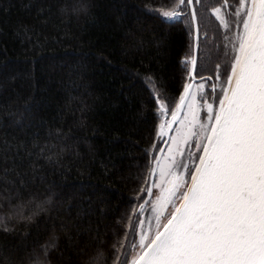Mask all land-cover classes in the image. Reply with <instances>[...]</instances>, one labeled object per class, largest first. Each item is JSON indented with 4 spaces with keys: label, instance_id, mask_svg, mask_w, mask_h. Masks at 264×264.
Instances as JSON below:
<instances>
[{
    "label": "trees",
    "instance_id": "trees-1",
    "mask_svg": "<svg viewBox=\"0 0 264 264\" xmlns=\"http://www.w3.org/2000/svg\"><path fill=\"white\" fill-rule=\"evenodd\" d=\"M177 2L0 0V264L133 254L160 126L190 81L187 4L179 21L157 15ZM203 35L197 76L229 70L223 36Z\"/></svg>",
    "mask_w": 264,
    "mask_h": 264
},
{
    "label": "snow or ice",
    "instance_id": "snow-or-ice-1",
    "mask_svg": "<svg viewBox=\"0 0 264 264\" xmlns=\"http://www.w3.org/2000/svg\"><path fill=\"white\" fill-rule=\"evenodd\" d=\"M218 2L220 6L212 11L227 32L230 26L221 12L227 10L228 0ZM182 6L186 0H178L175 9L157 15L179 21ZM231 14L243 18L232 36L222 37L232 59L219 100L209 102L201 83L197 91L204 105H200L189 82L168 124L171 128L179 119L185 129L183 135L177 130L180 140L187 143L195 138L201 155L193 159L190 147V163L177 165L182 167L179 175L171 168L160 170L162 182L165 176L170 179L164 187L154 185L161 187L155 230L151 237L140 235L138 244L132 245L136 254L125 253L124 264H129L128 257L130 264H264V0H235ZM192 17L195 19V10ZM199 39L197 28L196 48ZM182 63L191 65L189 80H195V56ZM149 82L154 84L151 78ZM211 90L214 93L216 85H211ZM149 91L158 101L161 115L167 116V98L152 87ZM185 107L187 114L178 117ZM201 107L207 114L203 123L199 119ZM160 134L164 135L163 124ZM154 173L155 169L149 175ZM169 204L172 210L161 223ZM137 223L143 225L142 221Z\"/></svg>",
    "mask_w": 264,
    "mask_h": 264
},
{
    "label": "rangeland",
    "instance_id": "rangeland-1",
    "mask_svg": "<svg viewBox=\"0 0 264 264\" xmlns=\"http://www.w3.org/2000/svg\"><path fill=\"white\" fill-rule=\"evenodd\" d=\"M200 24L203 25V20L208 18V14L210 16L211 11L212 10H208V8L204 5L201 4V0H200ZM207 11V12H206ZM207 14H206V13ZM221 15H223V13L221 12ZM214 17L216 18V15L214 14ZM238 23L240 24V21L242 20V16L238 17ZM238 24V25H239ZM237 30V28H236ZM205 35V34H204ZM232 59V53L230 50V60ZM191 66V65H190ZM220 66V64H219ZM230 66H231V61H230ZM203 68V67H202ZM220 68V67H219ZM205 68H203V70L201 71V73H204ZM214 70H217L218 73H215L214 76H212L213 78V84H210L208 82H204V88H203V95L204 93L208 94H213L212 90H211V85H216V91L215 93H220V88L222 86H224V82L226 81V75L224 77V79H221V75L219 74L220 69L217 68V66L215 67ZM230 74V67L228 72ZM217 74L219 76V78H217ZM201 77V76H200ZM191 82V81H189ZM188 82V83H189ZM187 83V84H188ZM201 83H198L195 85L193 92L196 93V99L197 101L200 103V105H202V101L200 99V92L197 91V86L200 85ZM156 93V90H155ZM219 96V98H220ZM211 98V97H210ZM166 101V100H165ZM179 103V100L177 102H175L174 104H168L169 110L171 111V113L175 110V105ZM203 106V105H202ZM215 107V105H214ZM169 113V111H168ZM187 114V112H184L183 117ZM169 115V114H168ZM190 118V116H189ZM199 119L201 121V123H203L206 119H207V114H206V110L203 109V107H201V110L199 112ZM171 122V115L168 119V122H166V124H164V128L168 126V124ZM177 130L180 131V135H183L185 132V129L181 128V124L179 123V125H177L175 132L173 133V135L171 136L169 142H168V146L164 152L163 155H161L162 159L161 162L159 163V166L157 168V174L155 177V181H154V185H160L161 187L166 186V182L168 179H170L169 176H165L164 178V182H162L160 180V170L164 169L165 171H167L169 168L175 170L177 172V175H179L182 172V167H177V165H182L181 161L183 162H187L188 164L190 163V160L188 161L189 158V148L191 147V151L193 153V159H195L196 157H199V155H201V153L199 151L196 150L195 145L197 143L195 138H191L187 143H183L180 140V136H178V132ZM163 138V137H162ZM164 139V138H163ZM176 140L177 142L174 143L173 140ZM199 152V153H198ZM182 153V154H181ZM198 153V154H196ZM195 156V158H194ZM175 161V163H174ZM181 163V164H180ZM161 187H156L154 186L153 190L150 193L149 196V201H148V205L146 206V208L144 209V212L147 211L146 214L142 215L141 221L143 222V225H139V231H138V236H137V244L139 242V238L140 235H148L149 237H151L152 232H154L155 227H156V213L159 211V205L157 203V197L161 195ZM181 191H183V189H181ZM154 206H156V210L154 211ZM172 210L171 205L169 204L167 206V210L163 213V215L161 216V223L165 222L167 219V214ZM149 225H151V231H149ZM136 253L133 250V255H135Z\"/></svg>",
    "mask_w": 264,
    "mask_h": 264
},
{
    "label": "flooded vegetation",
    "instance_id": "flooded-vegetation-1",
    "mask_svg": "<svg viewBox=\"0 0 264 264\" xmlns=\"http://www.w3.org/2000/svg\"><path fill=\"white\" fill-rule=\"evenodd\" d=\"M234 2H235V0H228V8H227V10H222V13H223L224 17L227 19V21L229 23V26H230L229 29L226 32L224 26L220 23V21L217 19V17L216 18L214 17L213 11H211V14H210V16H208L207 19L203 20V25L200 24V20H199L200 16L199 15H201L200 14L201 12L198 11V8L200 6V4H199L200 0H199V2H197V0H193V5H194L195 14H196V18H197L198 29H199V35H200L199 49H198V59H199L200 42H201L202 33L208 36L207 39L208 38L211 39L209 36L212 34V30H215V31L219 32V34L222 35V36L224 34L232 36L235 33L237 25L239 24L238 23V19L239 18L231 14L232 13V7L234 6ZM186 4H187V0H186ZM201 4L206 6L209 11L212 10L214 7L220 6L218 0H201ZM187 13L189 15V18H190L192 24H193V20H192V16H191V8H190V6L188 4H187ZM193 31H194V26H193ZM205 35H203L204 38L206 37ZM228 50H229V53H230V48H228ZM198 59H197V67H196V75H195L196 78L200 80L199 83L208 82L210 84H213L214 83L213 82V78H212V76H210L208 74L209 71L207 69L204 70V73H201L202 74L201 77L197 76V72H198V68H199ZM229 64H230V62H229ZM219 67L220 68H218V69H220L219 74L221 75V79H224L225 73L228 72V68L223 67L222 65H220ZM215 73H218V71L215 70ZM209 77H211V79H208ZM204 96L209 97V102H213V100H216V101L219 100L218 97L220 96V94L217 93V92L216 93L214 92L213 94L209 93L208 95L205 94ZM200 99L202 101V105H204V99L202 98V96H200ZM186 159H188V161H189V158H186ZM183 164H188V163L187 162H183Z\"/></svg>",
    "mask_w": 264,
    "mask_h": 264
},
{
    "label": "water",
    "instance_id": "water-1",
    "mask_svg": "<svg viewBox=\"0 0 264 264\" xmlns=\"http://www.w3.org/2000/svg\"><path fill=\"white\" fill-rule=\"evenodd\" d=\"M189 6L191 8V16H192V12H193V10H195L194 9V5H193V0H192V3ZM192 20H193V26H194V36H193L194 49H193V56H195V58L197 60L198 59V49H199V47L198 48L195 47V44H196V35H197V28H198L196 14H195V19H193V17H192ZM196 67H197V64H196ZM195 75H196V72H195ZM199 82H200V80L197 79L196 76H195V80H192L191 81V83L193 84V90H194L195 85L198 84ZM186 104H187V101H186ZM185 111L187 112V108L186 107H185L184 111H182V112H180V113L177 114L178 117L183 118V115H184V112ZM179 123H180V120L178 119L177 122L171 124V128H169L168 126L164 128V135L163 136H161V134H160V137L161 138L163 137L165 139L164 147H163L162 152H161L162 154H163V151L165 150L166 146L168 145V142H169L171 136L175 132L177 125H179ZM160 162H161V154L159 155V157L157 159V162L154 164V168L153 169H155V173L153 175H151L149 196H150L151 191L154 188V181H155V177H156V174H157V168H158Z\"/></svg>",
    "mask_w": 264,
    "mask_h": 264
}]
</instances>
